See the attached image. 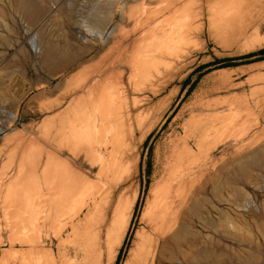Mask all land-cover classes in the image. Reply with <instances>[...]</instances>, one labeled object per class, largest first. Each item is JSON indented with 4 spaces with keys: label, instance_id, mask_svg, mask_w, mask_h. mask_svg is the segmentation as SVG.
<instances>
[{
    "label": "rangeland",
    "instance_id": "obj_1",
    "mask_svg": "<svg viewBox=\"0 0 264 264\" xmlns=\"http://www.w3.org/2000/svg\"><path fill=\"white\" fill-rule=\"evenodd\" d=\"M25 1L0 0V119L2 120L0 121V127L2 128V131H0V264H78L79 262V264H86L81 251L78 250L83 247L79 233L73 237L74 232H70L72 228L67 223L68 215L65 214L67 216L65 219V216L61 218L62 220L59 219L55 227L56 217L51 222L52 215L50 217L48 214L49 206L46 202L45 186L46 171H44L46 167H44V163L46 153L50 149L49 140L52 138L51 135L55 136L54 150H59V156L69 161L85 175L86 179H89L90 183L95 181L96 184L99 183L96 187L102 186L100 187L101 190H98L101 197L109 189V186H118V191H122L123 196L125 195L130 199L135 198L122 243L117 248L115 257L110 260L111 263L108 264H124L132 248L136 233L144 231V228H146V222L142 215L150 192L154 191V194L158 192L155 195L159 199V196L164 195L162 191L165 189L167 194L163 198L161 197L163 201L165 197L166 200L167 198H175L178 190H175V187H173L175 185L172 186V184H176L177 176L179 177V174L185 172L189 167L192 170L190 178L192 181L194 180L191 189L192 210L185 212V217L182 219V224H180L183 226V230L180 231V234L178 232V238L166 242L167 244L159 243L153 264H264V59H260L263 55L257 53L264 49V43L261 46L256 45L253 49L251 46L248 47L257 42L259 38L260 40L264 39V22L259 25L258 34L256 35H252V32H250L252 29L236 40L229 36L213 38L207 32L209 26L207 14H205L202 20L192 19L190 23V35L183 42L186 43L190 40L188 43L191 45L186 43V48L181 41L182 46L179 47L180 49L177 47L179 51L177 49L171 50L172 52L175 50L176 54L174 51L172 56L171 51L168 52L170 58L165 55L163 58H159L160 60H148L147 55L145 56L146 53L143 54L144 56L142 55L145 50L143 46L144 50L142 49L141 52L138 50L143 57L140 55V57L137 56L138 58L133 57L136 61L142 59L139 62L138 69L136 66L139 63H133L138 72L136 69L132 70L134 65H132L133 67L123 66L124 61H122L110 66L102 74H98L97 71L102 69L101 67H104L108 61L114 60V57L118 54L120 48H115V46H117L119 40L122 39L120 41L122 47L127 41L129 44L132 43L133 39L139 34L150 33L147 31L146 26L140 28V30H146L144 33H142L144 30L142 32L138 30L137 34L131 32L132 29L134 30V28H131L134 27V18H138L140 15L139 18L145 20L144 17L149 18L144 13L145 11H154L161 5L163 6L161 8L165 9L168 1L162 2V0H159L162 2L160 4L158 0H153L152 2L155 3L151 2L149 5L151 0H33L37 6L34 12L28 15L22 8ZM142 1H147L148 3L145 2L147 6ZM157 1L158 3L155 5ZM189 1L192 4L194 3L193 6L188 5L187 2ZM187 2L185 5L191 11L192 17H195L204 4L203 0H188ZM163 3L167 5H163ZM123 8L124 10H122ZM140 9L141 13L139 12ZM173 9L175 8L172 6L169 9L167 8L166 11L163 10L164 14L159 8L157 11H161L159 12L161 15L159 13L158 15L155 14L157 11H154V15L150 11V15L153 16L154 21L157 20L156 22L159 23L163 18H169L168 15H170V18L174 16L173 12L175 11H171ZM142 10L144 11L142 12ZM131 12L136 13V15H134V18L130 15L131 18L128 20L127 17ZM142 13L145 14V16L143 14L144 17L141 16ZM121 14H123V17ZM165 15L168 17H164ZM164 19L162 24L163 21H166ZM172 20L174 19L170 21ZM201 22L204 23V31L203 33H197V25L199 26ZM259 23L258 20L255 26ZM116 24L124 29H121L123 33H121L122 31L118 32L119 34L114 33L107 45H104L92 33V31L95 32L94 28L98 27L102 30L103 35H107ZM125 29H127L126 32ZM148 30L150 31V28ZM125 33L126 36L122 37ZM150 34L156 33L151 32ZM126 37L129 39L126 40ZM149 39L147 37L148 41ZM147 40H145L146 43ZM33 43H35L37 49L33 47ZM110 44L114 45V48L110 47ZM110 48L112 49L110 50ZM247 49L249 50L247 51ZM105 50L113 52H109L108 56ZM102 52L106 57L101 55ZM138 52L134 55H138ZM130 53L131 50L126 54L125 61L131 55ZM99 59L101 60L99 61ZM154 60H158L161 65H164L161 66L158 63V65L153 66L152 63L156 62ZM98 61L101 64L99 66ZM144 61L146 62L145 66L143 65ZM148 61L153 62L149 63ZM150 64L151 68L149 67ZM88 68L89 70L95 68L89 79L90 84L95 80L103 79L107 74L113 75L114 83L110 89L113 92L115 89L112 86H116L115 82H117L118 92L121 91V95L117 92L118 98L124 101L119 100L121 103L118 102L116 93L115 95L112 93L113 101L104 98L103 102L104 96H102V102L100 103L107 105L106 108L96 100V107L101 108L100 111L97 109L96 114L104 115L103 109H105L106 118L104 123L108 118L106 126L110 128L106 127L108 129L104 131L105 124L99 121L98 123L102 125L97 123L94 138L83 135L81 139H78L73 134V142L69 144V148L64 149L63 134L57 126L60 120L65 117L64 114L67 110V115L73 116L79 112L78 109L83 108V102L78 101L82 90L76 89L72 84L77 81L80 74L89 72V70L87 71ZM145 68L148 69L145 70ZM118 72H121L122 75L118 76ZM134 73L137 75V77L135 76L136 79L133 77ZM126 74L130 75L129 78ZM138 75H142L144 78ZM68 82L71 85H66ZM137 82L136 87H133ZM90 84L87 83V85ZM105 92L108 93L107 90ZM94 99H96L95 95ZM87 102H84L87 107L86 110L90 112L91 109L89 108L92 107H89ZM109 102L111 103L109 104ZM117 103L121 105L120 110H118ZM113 105L114 107L117 105V113L110 114V116L109 113L112 112ZM109 107H111L110 112L106 110ZM76 109L77 111H75ZM106 111H108L107 114L110 117L107 116ZM82 113L83 111L80 114ZM117 114L121 117L117 118ZM113 116L114 120L111 119ZM119 122L121 123L119 124ZM207 126L211 127L207 128ZM117 127L122 129H117L120 131V135L118 134L119 136L115 137V134L118 133ZM101 128L104 129L101 130ZM202 128L205 131L208 130L207 136H201L199 133ZM98 131L100 137L102 133L103 137L107 133V136L104 137L105 140L102 139L105 142L98 139L99 142H102V144L100 142V146H97L98 141L94 142ZM233 132L237 134V137H233L236 136V134L233 135ZM244 132L249 135H244ZM216 133L222 136L227 135V133L230 135H227L228 139L227 136L222 137L220 135L222 140L224 138L227 140L224 139L223 143L219 142L220 144L216 145L214 141L217 142L216 138L219 136ZM199 134L200 137H198ZM242 134L244 138L241 136ZM109 136L112 139H108ZM205 136L210 140H204ZM256 136L258 139H256ZM212 137L215 139L212 142L216 146L211 145L210 148L213 146L214 149L212 147V150L209 151L208 143L213 139ZM220 138H218V141ZM118 140H120L118 143L122 142L119 146L116 143ZM251 140L254 141L255 145L249 144L253 143ZM87 143H91V146L94 145L92 148H95V150L88 148ZM203 143L206 144V147ZM104 144L107 146L105 147ZM110 144L113 147H110ZM83 145L85 146L83 147ZM124 145L126 146L125 149L123 148ZM198 145L201 146L199 150L203 149L202 151H197ZM102 146L106 148L105 151ZM203 146L205 149L208 146L209 152ZM250 146H253L251 150ZM119 147L123 149L121 150ZM243 147L248 148L249 151L246 148L243 149ZM29 148L31 150L36 148L37 151L36 149L33 150L41 156L36 155ZM111 148L114 149L113 154L109 152L112 151ZM118 149H120V152ZM236 149L244 152L240 153ZM28 150L31 151V154L34 153L33 159L35 158L37 161L32 160V156H29L26 158H31L32 162L27 163L28 161L24 155L26 152L28 153ZM190 150L192 153L187 156ZM57 151L55 150L56 153ZM41 152L42 154H40ZM93 152L95 153L92 154ZM201 152L202 154L207 153L202 155ZM107 153L111 154L108 155ZM181 153L182 155H180ZM116 154L121 155L120 159ZM110 155H114L115 158ZM98 156H101L102 159H98ZM178 156L184 158L180 165L177 163L179 161ZM94 157L96 158L95 161L92 160ZM185 158L190 159V161H185ZM111 160L119 163H112ZM20 161L22 163L25 161L21 164L22 166L19 165L23 167L22 172L19 170L21 174L18 172ZM100 162L104 166L101 167ZM110 164L113 166L118 164V167H113L114 170L110 168V170ZM173 164L179 165L178 168ZM184 167L188 168L185 169ZM100 169H104L108 176L104 178L102 175L106 176V174L103 172V174H99L101 177L96 178ZM115 170V174L112 175L113 177L116 176V179L110 176L111 172L114 173ZM170 170L175 172H173L175 175L172 173V178L170 177ZM16 172L19 173L22 181L23 178L28 180L29 177L28 181L24 180L23 183L20 181L21 187L19 188H24V192L28 191L29 188L30 190L29 193L25 192L24 194L23 190L20 189V192L24 195H20V192L17 195L13 193L16 195L14 197L11 192L6 191V188L15 177L19 176ZM40 172L45 173V178ZM167 176L170 179H166ZM108 180L110 181L108 182ZM170 181L173 182L170 183ZM103 183L105 187H103ZM33 184L37 185L36 189ZM165 184L171 185L172 190L170 188L171 191L166 189ZM91 185L93 187V184ZM92 187L89 189L93 190ZM103 189H106L105 193ZM174 193L176 194L174 195ZM10 199L15 203L11 204L12 201L8 203ZM19 201L22 202L19 203ZM65 209L68 210V214L73 212V209H70L69 212L68 207ZM64 212L67 211L57 212V216L60 213L63 215ZM78 220L83 222V217H79ZM77 221L75 220L74 223L79 222ZM95 221H98L96 215H94L92 222L95 223ZM49 223L53 226H51L53 232L48 230L51 229ZM63 223L68 226L63 225L64 228H62ZM60 226L62 227L60 228ZM56 230L57 236L55 235ZM51 233H54L53 236ZM55 237L57 238L54 239ZM49 241L52 245L49 244L48 246ZM62 246L63 248H61ZM103 261L102 264L109 262L107 250Z\"/></svg>",
    "mask_w": 264,
    "mask_h": 264
},
{
    "label": "bare ground",
    "instance_id": "obj_2",
    "mask_svg": "<svg viewBox=\"0 0 264 264\" xmlns=\"http://www.w3.org/2000/svg\"><path fill=\"white\" fill-rule=\"evenodd\" d=\"M148 1H150V0H148ZM153 0H151L150 1V3H149V5L151 4V2H152ZM154 1H156V0H154ZM159 1V0H158ZM158 1L156 2V4L155 5H157V3H158ZM163 1H165V0H162V2ZM168 1V5L166 6L164 3H163V5H165L166 7H165V9H162L163 8V6H162V8H161V6H159V8L161 9V11H166L167 10V8L169 9L170 7H174L175 9H173V10H171L172 12L173 11H175V12H173L172 14L174 15V16H172L171 18H170V15H168L169 16V18H163L164 20H166V21H163V24H162V20H161V18L160 17H158V18H160V20H161V22H156L157 20H155L154 21V19L152 18L153 16L152 15H154V11H157L158 9H156V10H150L151 11V14L152 15H150V11H148V12H144V13H146L147 14V17H149V18H147L146 19V17H144L145 16V14L144 13H142V17H144L145 18V20L143 21V20H141L139 17H140V15H139V17L137 18L136 16V18L138 19H136V18H134V15H136V13H134V12H138V11H134V12H131V13H129V16L127 17V16H125V17H127L128 18V20H129V18H131V16H133L132 18H134L133 20H134V22L135 23H133L134 24V27H131V28H134V30L132 29V31L131 32H134V33H136L137 34V32H138V30H140V28H142V26H146V29L148 28H150V31L147 29V31L148 32H155L156 34H148V33H145V34H139L140 32H142L143 30V32L142 33H144L146 30L145 29H142V30H140V32L138 33L139 35L138 36H134L135 38L133 39V41H132V43L130 42V44H129V42L127 41L126 43H124L123 45H122V47H121V45H120V41L122 40H119L118 42H117V46H115V48L117 47V48H120V50L118 51V54L114 57V60H112L111 62L110 61H108L105 65H104V67H101L102 69H99L97 72H98V74H102L105 70H107L110 66H112V65H114L115 63H118V62H122V61H124V63H123V66H129V67H131L132 65H134V68H132V70L134 71V69H136V67H137V69L139 68L138 67V65H140V61H142V59L140 58V61L138 60V61H136V59L135 58H133V57H140L141 55V51H142V49L144 50V47H145V50L143 51V53H142V55L143 54H145V56L147 57V59L148 60H152V59H158V60H160L159 58H163L165 55H168V52H170L172 49H177V47L179 48L180 46H182V42H183V40L185 41V39L187 40V38H188V36L190 35V32H191V30H190V28H191V26H190V23H191V21H192V19H196V20H202L203 18H204V15L205 14H207V20H208V30H207V32H208V34H209V36L210 37H222V36H224V37H227V36H229V37H233L234 38V40H236V39H238L240 36H242V35H244L247 31H250V30H252V31H250V32H252V35L254 34V35H256V34H258V27H259V25L261 24V23H263L264 22V0H260V1H253V0H203L204 1V4H203V6L201 7V10L198 12V13H196V15H195V17H192L191 16V14H190V10H188V7H187V5H185L186 4V2L188 1V0H172V1H170V0H166V2ZM170 1V2H169ZM191 1H193V0H191ZM144 1H142V3H143ZM145 2H147V1H145ZM144 2V4L146 5V3ZM160 2V4L162 3L161 1H159ZM148 3V2H147ZM153 3V2H152ZM155 3V2H154ZM153 3V4H154ZM188 3V5L191 7V6H193V4L189 1V2H187ZM190 3V4H189ZM126 4V3H125ZM159 4V5H160ZM192 4V5H191ZM196 5V4H195ZM36 6H37V4H36V2H34L33 0H26L25 2H24V4L22 5V8L24 9V11H26L27 13V15L28 14H32L33 12H34V9L36 8ZM115 6V5H114ZM129 6V5H128ZM147 6V5H146ZM145 6V7H146ZM124 7V6H123ZM151 7V6H150ZM179 7H181V9H179ZM189 7V8H190ZM131 8V7H130ZM148 8H149V6H148ZM153 8H154V6H153ZM114 9H115V7H114ZM142 9V8H141ZM141 9L139 10V12L141 11ZM155 9V8H154ZM122 10H124V8L122 9ZM121 10V11H122ZM133 10V9H132ZM120 11V12H121ZM144 10H142V12H143ZM152 11H153V13H152ZM161 11H157V12H155V14L157 13V15H158V13L159 12H161ZM163 11V12H164ZM197 11V10H196ZM195 11V12H196ZM128 12H130V11H128ZM127 12V13H128ZM138 12V13H139ZM195 12H194V14H195ZM39 13V12H38ZM121 13H124V12H121ZM134 13V14H133ZM141 13V12H140ZM169 13V12H168ZM143 14H144V16H143ZM149 14V15H148ZM164 14H165V12H164ZM163 14V15H164ZM171 14V15H172ZM175 14H177V15H179L178 16V18H177V15H175ZM193 14V15H194ZM123 14H121V16H122ZM126 15V14H125ZM131 15V16H130ZM159 15H161V13H159ZM162 15V16H163ZM150 16H151V18H150ZM167 15H165L164 17H168ZM123 17V16H122ZM175 17V18H174ZM179 17H180V19H179ZM155 18V17H154ZM158 18H156V19H158ZM120 19V18H119ZM167 19H169L168 21H167ZM171 19H176L175 21L174 20H172V21H170ZM126 20V19H125ZM260 21V23L259 24H257L256 26H255V23L257 22V21ZM123 22H124V19L122 20ZM193 21H195V20H193ZM156 22V23H155ZM161 23V24H160ZM120 24V23H119ZM123 24V23H122ZM133 26V25H132ZM152 26V27H151ZM194 26V25H193ZM120 25H118V24H116V26L115 27H113L112 28V30L110 31V33H108L107 35H103V32H102V30H100L98 27H95L94 29H95V32L94 31H92V33H93V35H96L97 37H98V39L99 40H101V42L104 44V45H107L108 44V42H109V39L114 35V33H116L117 32V34H119L118 32H121V33H123V28L121 27ZM194 27H196V26H194ZM193 27V28H194ZM197 33H203V31H204V23L203 22H201L200 23V25L198 26L197 25ZM145 28V27H144ZM83 29V28H82ZM121 29H123V30H121ZM158 31H157V30ZM129 30H128V32H129ZM156 30V31H155ZM192 30H196V29H192ZM127 31V29H125V32ZM127 32V33H128ZM130 32V34H132ZM249 32V33H250ZM129 34V33H128ZM128 34H127V37H128ZM146 35H149V36H147V37H149L150 39H149V41L147 40V37H146ZM126 36V33H125V35L124 36H122V37H125ZM151 36V37H150ZM249 36L251 37V35L249 34ZM120 37H121V34H120ZM125 38L126 40L127 39H129V38ZM118 38H119V36H118ZM256 38H258V37H256ZM124 39V40H125ZM115 40H117V39H115ZM145 40H147V43L145 42ZM247 40V39H246ZM259 40V41H258ZM257 40V42H255V43H252L251 45H249L248 47H252V49L253 48H255V46L256 45H259V46H261V44L262 43H264V39H261L260 40V38ZM182 41V42H181ZM190 41V40H189ZM189 41H187L186 43H188ZM213 41H215V40H213ZM255 41V40H254ZM181 42V43H180ZM220 42V41H219ZM247 42V41H246ZM116 43V42H115ZM146 43V44H145ZM180 43V45L178 46V44ZM184 43V46H186V48H187V45H186V43L185 42H183ZM237 43H238V41H237ZM242 43V42H241ZM112 44H114V43H112ZM112 44H110V47H112V48H114L113 46H112ZM143 44H145V45H143ZM188 44H190V43H188ZM119 45H120V47H119ZM191 45V44H190ZM263 45V44H262ZM144 46V47H143ZM241 46V45H240ZM33 47L35 48V49H37V47H36V45H35V43H33ZM176 47V48H175ZM237 47V46H236ZM239 47V46H238ZM107 48H109V47H107ZM106 48V49H107ZM112 48H110V50L112 49ZM247 48V47H246ZM180 49V48H179ZM131 50V55H129V58L125 61V56H126V54L129 52ZM138 50H140V52H138ZM174 50V51H175ZM178 50V49H177ZM249 49H247V51H248ZM106 51V50H105ZM113 51H114V49H113ZM112 51V52H113ZM174 51L172 52L171 51V55L173 54L174 55ZM179 51V50H178ZM177 51V52H178ZM183 51V50H182ZM242 51H243V49H242ZM107 52V51H106ZM106 52H105V54H106ZM109 52H111V51H109ZM109 52H107V54L109 53ZM111 52V53H112ZM137 52H138V55H136L137 54ZM103 54H101V55H104V52H102ZM110 53V54H111ZM134 53H136L135 55H134ZM179 53H181V52H179ZM169 54V55H170ZM175 54H176V51H175ZM100 55V56H101ZM140 55V56H139ZM169 55H168V57H169ZM172 55V56H173ZM105 56V55H104ZM104 56H101V57H104ZM108 56H109V54H108ZM114 56V55H113ZM112 56V57H113ZM144 56V55H143ZM143 56H141V57H143ZM106 57V56H105ZM104 57V58H105ZM137 57V58H138ZM171 57V56H170ZM169 57V58H170ZM103 58V59H104ZM176 58V57H175ZM103 59H102V61H103ZM111 59V58H110ZM134 59H135V61H134ZM101 59H99V61H100ZM143 60H144V58H143ZM158 60H154V61H156V62H154V63H152L153 61H148L149 63H152L153 64V66H155V65H158ZM98 61V62H99ZM139 63V64H137V66L135 67V64H133V63ZM163 62V61H162ZM132 63V64H131ZM143 63V62H142ZM146 62L144 61V63H143V65L145 64ZM166 63V62H165ZM160 64V63H159ZM99 65H101L100 64V62H99V64H98V66ZM161 65V64H160ZM162 65H164V64H162ZM161 65V66H162ZM55 66V65H54ZM142 66V65H141ZM145 66V65H144ZM143 66V67H144ZM151 66V64L149 65V67ZM169 66V65H168ZM62 67V66H61ZM133 67V66H132ZM96 68H98L97 66H96ZM151 68V67H150ZM95 69V68H94ZM94 69L92 70V68H90V70H89V68L87 69V71L89 70V72H85L84 74L82 73V74H80L79 75V77H78V79H77V81L76 82H74L72 85H74V87L76 88V89H81L82 90V94L80 95V99L78 100V101H81V102H83V108L80 110V109H78L79 110V112H77V114L75 113H73L74 115L73 116H70V115H67L68 114V110L66 111V113L64 114L65 115V117H63L62 118V120H60V122H59V124H58V128H59V130H60V132L63 134V141H64V146H63V148L64 149H67V147L69 148V144L71 143V142H73V134H75L76 135V137L78 138V139H81L82 137H83V135H85V137H92V138H94L93 137V135H95L96 134V125H97V123L99 122V121H101V123L103 124L104 122H105V118H106V115H105V109H103L104 110V113L103 112H100L101 114L103 113L104 115H105V117H103L104 115H97L96 113H97V109H98V107H96V103H95V101L97 100L99 103L100 102H102L101 100H102V96H104L103 97V102H104V100L106 99V100H108V101H113V94L115 95V93L117 94V92H118V87H116L117 86V82H115V85L116 86H112V88L114 87V89L115 90H113V92L111 91L112 89H110V87H111V85H113V83H114V77H113V75H108L107 74V76H105L103 79H101V80H95V81H93L91 84H90V81H89V79L91 78V75H92V73L94 72ZM136 69V70H137ZM143 70H144V68H142ZM148 69V68H147ZM146 68H145V70H147ZM59 70V69H58ZM135 70V71H136ZM115 72H117V71H115ZM137 72H138V70H137ZM132 74H133V72H131ZM147 73V72H146ZM110 74V73H109ZM113 74V73H112ZM115 74H117V73H115ZM120 74V75H119ZM129 74V73H128ZM138 74V73H137ZM118 76H121L122 75V73L120 72H118V74H117ZM116 75V76H117ZM127 75V74H126ZM145 75V74H144ZM95 76V75H94ZM128 76V75H127ZM130 76V75H129ZM129 76H128V78H129ZM137 77V75L134 73V75H133V77ZM138 76H140V75H138ZM136 77H135V79H136ZM140 77H142V75L140 76ZM142 78H144V77H142ZM147 78V77H146ZM135 79H133V80H135ZM130 80V79H129ZM145 80V79H144ZM144 80H142V81H144ZM89 81V82H88ZM115 81H117V80H115ZM67 82V81H66ZM127 82H129V81H127ZM87 83H89L90 85H87ZM133 83H135L134 81H133ZM133 83H132V85H133ZM138 84V82L136 83V84H134L133 85V87H136V85ZM144 84V83H143ZM66 85H71V84H69V82L68 83H66ZM66 85H64L65 87H67ZM128 85H129V83H128ZM119 86V85H118ZM122 86V85H121ZM142 86V85H141ZM108 87V88H107ZM123 87V86H122ZM120 88V87H119ZM67 89V88H66ZM109 89H110V91H109ZM108 91V93H106L105 91ZM132 91H133V88H132ZM110 92V93H109ZM121 91L119 90V92L118 93H120ZM109 94L110 95V97H108L109 95H106V94ZM113 93V94H112ZM133 93H134V91H133ZM94 95H95V98L96 99H94ZM106 95V96H105ZM120 95H121V93H120ZM123 95V94H122ZM106 97H108V98H106ZM120 97H122V96H120ZM105 98V99H104ZM116 98H117V101L118 102H120L121 100L118 98V94L116 95ZM110 99V100H109ZM120 100V101H119ZM132 100H133V98H132ZM86 101H88L87 102V105H89V107H92V108H89V109H91V111L90 112H87V107L85 106V103L84 102H86ZM124 101V100H123ZM123 101H121V102H123ZM224 101V100H223ZM97 102V103H98ZM120 102V103H121ZM133 102V101H132ZM78 103V102H77ZM90 103H92L91 104V106H90ZM106 104H107V101L105 102ZM111 102H109V104H110ZM125 103V102H124ZM123 103V104H124ZM134 103V102H133ZM132 103V104H133ZM210 103V102H209ZM220 103V102H219ZM94 104V105H93ZM101 104V103H100ZM114 104H116L115 102H114ZM136 104V103H135ZM141 104V103H140ZM80 105V104H79ZM101 105H103V104H101ZM117 105H118V103H117ZM117 105H115V107H114V105H113V110H112V112L111 113H109V115L111 114H114L115 112L117 113ZM215 105V104H214ZM244 105V104H243ZM248 105V104H247ZM246 105V106H247ZM81 106V105H80ZM104 106V108H106V107H108L107 105H103ZM133 106V105H132ZM76 107H77V105H76ZM102 107V106H101ZM119 107H121V105H118V110H120L121 108H119ZM125 107V106H124ZM127 107V106H126ZM207 107H208V105H207ZM215 107V106H214ZM244 107V106H243ZM78 108H79V106H78ZM110 108L111 107H109V109L107 108L106 110H110ZM116 108V109H115ZM99 109H101V108H99ZM98 109V111H100ZM115 109V110H114ZM124 110H125V108H124ZM75 111H77V109L75 110ZM83 111V113L82 114H80L81 112ZM102 111V110H101ZM108 111H106V114L108 113ZM86 112V113H85ZM110 112V111H109ZM120 112V111H119ZM99 113V114H100ZM230 114V113H229ZM108 114H107V116L108 117H110ZM129 115V114H128ZM137 115H138V113H137ZM228 115V114H227ZM236 115V114H235ZM216 116V115H215ZM225 116V115H224ZM238 116V115H237ZM71 117V118H70ZM118 117H121L120 115L118 116V114H117V118ZM125 117L126 118H128L126 115H125ZM137 117V116H136ZM207 118V117H206ZM239 118V117H238ZM111 119H113L114 120V116H113V118H111ZM110 119V120H111ZM115 119H116V115H115ZM120 119V118H119ZM230 119V118H229ZM127 120V119H126ZM137 120V119H136ZM213 120V119H212ZM0 121H2L1 119H0ZM107 121H108V118L106 119V123H104L105 124V130L104 131H107V129H106V127H109V126H106V124H108L107 123ZM123 121V120H122ZM121 121V122H122ZM135 121V120H134ZM192 121V120H191ZM210 121V120H209ZM209 121H208V123H209ZM221 121V120H220ZM118 122V121H117ZM121 122H119V124L121 123ZM210 122H212V121H210ZM231 122V121H230ZM101 123H98L99 125L101 124ZM128 123V122H127ZM52 124H53V122H52ZM101 124V125H102ZM202 124H204V123H202ZM233 124V123H232ZM51 126H54V125H51ZM119 126V125H118ZM212 126V125H211ZM211 126H207V128L208 127H211ZM215 127V126H214ZM217 127V126H216ZM215 127V128H216ZM221 127H223V126H221ZM110 128V127H109ZM115 128V127H114ZM139 128V127H138ZM192 128V127H191ZM200 128V127H199ZM228 128V127H227ZM50 129H52V127H50ZM100 129V128H99ZM104 129V128H103ZM102 128H101V130H103ZM117 129H122L121 127H117L116 128V130ZM110 130V129H109ZM188 130V129H187ZM203 128L201 129V131L199 132L200 134H201V136H203V135H206L207 134V131L208 130H203ZM251 130V129H250ZM0 131H2V128L0 127ZM100 131V130H99ZM97 132V138L94 140V142L95 141H98L99 142V140L98 139H103L105 136H107L106 134H105V132H104V137H103V133H102V136L100 137L99 135H100V132ZM112 131V130H111ZM115 131V130H114ZM114 131H113V133H114ZM118 131V130H117ZM109 132V131H108ZM119 132L120 131H118V133H114L115 134V137H117V135L119 134ZM202 132V133H201ZM231 132V131H230ZM123 133V132H122ZM205 133V134H204ZM234 133V132H233ZM241 133V132H240ZM111 134H112V132H111ZM110 134V135H111ZM198 134V133H197ZM200 134H199V136L198 137H200ZM209 134V133H208ZM214 134H215V132H214ZM216 134H219V133H216ZM236 133H234L233 135H235ZM61 135V134H60ZM113 135V134H112ZM111 135V136H112ZM120 135V134H119ZM118 135V136H119ZM211 135V134H210ZM213 135V134H212ZM220 135L221 134H219V136L216 138L217 139V142H216V140L213 138V139H211V141H210V143H208L209 145V151L210 150H212L211 148L213 147H211L210 148V146L211 145H214V146H216L217 144H220V143H223L222 141L225 139V140H227L229 137V135H228V133H227V135H224V136H222V137H225V136H227V139L226 138H224L223 140H222V138H220ZM232 135V136H233ZM244 135H247V133L246 132H244ZM243 134L241 135L242 137L244 136ZM249 135V134H248ZM247 135V136H248ZM114 136V135H113ZM189 136V135H188ZM207 136V135H206ZM205 136V137H206ZM231 136V137H232ZM240 136V135H239ZM51 140H49L50 141V149L47 151V153H46V160H45V163H44V167H46V170H44V171H46V175H45V173H43V172H40V174L42 173L43 174V177H44V175L46 176V198H47V200H46V202H47V205L49 206V215H50V217H51V215H52V217H51V222L53 221L52 219H55V217H56V221L54 222V226L56 227L57 225H55V224H58V221H59V219H61L63 216H65L64 217V219L67 217L66 215H68V221H67V223L69 224V226L72 228V230L70 231V232H74V236L73 237H75V234H77V233H79V238H80V241L82 242V244H83V247H81L80 249H78L79 251H81V254H82V258H83V260H84V262H86V264H102V263H104V261H103V259H104V255H105V251L107 250V254H108V257H109V262H107V264L108 263H111V259L112 258H114L115 257V255H116V252H117V248L121 245V243H122V240H123V237H124V235H125V233H126V229H127V227H128V224H129V220H130V215H131V213H132V208H133V206H134V202H135V198L134 199H130V198H128L127 196H123V194H122V191H118V186H113V187H110L109 186V189L106 191V193H105V190L103 189V191H104V195H103V197H101L100 195H101V193H100V195H99V191L98 190H101V188L100 187H102V186H98V187H96V185H98L99 183H97L96 184V182L94 181V183H90L88 180L89 179H86L85 178V175H83L77 168H75L72 164H70V162L69 161H67V160H65V159H63L62 157H60L59 156V150L57 151V149H55L56 151H57V153L55 152V150H54V143H55V136L54 135H51ZM110 137V136H109ZM114 137V138H115ZM124 137V136H123ZM230 137V138H231ZM234 138L235 137H237V134H236V136H233ZM232 137V138H233ZM255 137V136H254ZM218 138H220L219 139V141H218ZM231 138V139H232ZM244 138V137H243ZM108 139H112V137H110V138H108ZM117 139V138H116ZM116 139H115V141H116ZM123 139V138H122ZM141 139V138H140ZM207 139V137L204 139V140H206ZM256 139H258L257 138V136H256ZM87 140H89V139H87ZM103 140H105V138L103 139ZM102 140V141H103ZM114 140V139H113ZM120 140H121V138H120ZM120 140H118L116 143H118ZM204 140H202L203 142H204ZM210 140V139H209ZM208 139H207V141H209ZM212 140L216 143V145L215 144H213L214 142H212ZM77 141V140H76ZM253 143H249V144H253V145H255L254 144V141L253 140H251ZM93 142V143H94ZM98 142H97V146H100L101 144H102V142H101V144H100V142H99V145H98ZM103 142H105V141H103ZM196 142V141H195ZM198 142V141H197ZM200 142V141H199ZM206 142V141H205ZM220 142V143H219ZM257 142H259L258 140H257ZM256 141H255V143H257ZM84 143H86V142H84ZM115 143V144H116ZM120 143H122V142H120ZM120 143H118V146L120 145ZM79 144H81V143H79ZM82 144H83V142H82ZM88 145H87V147L88 148H90V149H93L92 147H94V145L93 146H91V143H87ZM108 144V143H107ZM112 144V143H111ZM110 144V147L112 146ZM114 144V145H115ZM197 144V143H196ZM195 144V145H196ZM204 144V143H203ZM244 144H246V143H244ZM248 144V145H249ZM48 145V144H47ZM189 145V144H188ZM200 145V144H199ZM198 145V152L199 151H202V150H199L200 148H201V146H199ZM202 145V144H201ZM206 144H204V146H205ZM242 145V144H241ZM240 145V146H241ZM247 145V144H246ZM246 145H244V146H246ZM36 146V145H35ZM85 145H83V147H84ZM104 146L106 147L107 145L106 144H104ZM190 146V145H189ZM203 146V148L205 149V147ZM208 146H207V149H205L207 152H209L208 151ZM75 147V146H74ZM103 147V146H102ZM105 147H103V150L104 149H106ZM113 147V146H112ZM121 147H122V145H121ZM121 147H119L120 149H121ZM125 145L123 146V148L125 149ZM247 147V146H246ZM246 147H243V149L244 148H246ZM253 146H250L249 148H250V150H251V148H252ZM255 147V146H254ZM109 148V147H108ZM116 148V147H115ZM122 148V149H123ZM128 148V147H127ZM239 148V147H238ZM30 150H31V148H29ZM33 149H36V148H32V150L31 151H33L34 153H36V151H37V149H36V151L35 150H33ZM62 149V148H61ZM84 149V148H83ZM98 149H99V147H98ZM120 149H118V151L120 150ZM121 149V150H122ZM213 149H214V147H213ZM240 149V148H239ZM238 149V150H239ZM248 151H249V149L248 148H246ZM95 150V148L93 149V151ZM110 150H112V151H109V152H112V154L114 153L113 152V148H111ZM116 150H117V148H116ZM193 150V149H192ZM237 150V149H236ZM237 150V151H238ZM246 150V151H247ZM27 151V150H26ZM25 151V152H26ZM31 151H29L28 150V153L26 152V154H27V156H26V154L24 155L25 156V158L26 157H29V156H32L31 158H32V160H34L33 159V155H34V153L32 152V154H31ZM91 151V150H90ZM99 151V150H98ZM105 151V150H104ZM117 151V152H118ZM173 151V150H172ZM182 151V150H181ZM215 151V150H214ZM259 151V150H258ZM40 152V151H39ZM69 152V151H68ZM82 152V151H81ZM120 152V151H119ZM190 152V153H189ZM188 152V154H187V156L189 155V154H191L192 152H191V150ZM207 152H204L205 154L207 153ZM238 152H244V151H242V150H240V151H238ZM89 153V152H88ZM95 152H93L92 154H94ZM204 153L202 154V152L200 153V154H202V155H204ZM31 154V155H30ZM40 154H42V152L40 153ZM76 154H78V153H76ZM76 154H75V156H76ZM91 154V153H90ZM99 154V153H98ZM108 155L109 154H111V153H107ZM236 154L238 155V153L236 152ZM36 155H39V153L37 154L36 153ZM36 155H35V157H36ZM103 155V154H102ZM105 155V154H104ZM121 155H122V152H121ZM120 154H119V156L116 154V156H118L119 157V159H120V156H121ZM180 155H182V153L180 154ZM212 155V154H211ZM23 156V157H24ZM39 156H41V155H39ZM74 156V157H75ZM97 156V154L95 155V157ZM111 156V155H110ZM113 156V158H115L114 157V155H112ZM111 156V157H112ZM192 156H195V155H192ZM191 156V157H192ZM213 156V155H212ZM259 156V155H258ZM45 157V156H44ZM88 157V156H87ZM90 157V156H89ZM91 157H92V155H91ZM91 158L92 160H94V159H96V158ZM106 157V156H105ZM177 157V156H176ZM197 157V156H196ZM31 158H26V160L28 161H26L25 159V161L27 162V163H31L32 161H31ZM102 159L101 158V156H98V159ZM104 158V157H103ZM108 158V157H107ZM110 158V157H109ZM21 159H22V155H21ZM20 159V160H21ZM38 159H39V157H38ZM178 159H179V161L177 162V163H179V165H180V163H182L183 161H184V158L183 157H180V156H178ZM186 160L185 161H187V160H189L190 161V159H187V158H185ZM30 160V161H29ZM36 161H37V159H35ZM69 160V159H68ZM114 160V159H113ZM113 160H111L110 162H115V161H113ZM182 160V161H181ZM196 160V159H195ZM24 161V162H25ZM95 161V160H94ZM107 161V160H106ZM117 161V160H116ZM175 161V160H174ZM199 161V160H198ZM218 161V160H217ZM21 163H19L18 164V166L20 165V166H22L21 164H23L22 163V161H20ZM35 162V161H34ZM204 162V161H203ZM218 162H220V161H218ZM115 163H119L118 161L117 162H115ZM188 163V162H187ZM194 163V162H193ZM192 163V164H193ZM223 163V162H222ZM106 164H108L109 165V163H107L106 162ZM171 164V163H170ZM213 164H214V162H213ZM220 164V163H219ZM94 165V164H93ZM93 165H91V166H93ZM95 165H96V163H95ZM100 165H101V167L102 166H104V164H102V162H100ZM99 165V166H100ZM118 165V164H117ZM117 165H111L110 164V166H109V169L110 168H112L113 170H114V168L113 167H118ZM174 165V164H173ZM176 165V164H175ZM174 165V166H175ZM178 165V166H179ZM19 166V169H18V172H20L19 170H21V172H22V170H23V167H20ZM90 166V165H89ZM172 166V165H171ZM177 166V165H176ZM178 166H177V168H178ZM210 166V165H209ZM213 166V165H212ZM30 167V166H29ZM37 167V166H36ZM43 167V168H44ZM100 167V168H101ZM18 168V167H17ZM20 168H22V169H20ZM107 168V167H106ZM174 168V167H173ZM185 169H187L186 167H184ZM211 168V167H210ZM45 169V168H44ZM105 169V168H104ZM104 169H100L99 170V173H98V175L96 176V174H95V176H96V178L99 176V177H101L100 175L101 174H103V172H104V174H106L107 172L104 170ZM175 169V168H174ZM205 169V168H204ZM104 170V171H103ZM111 170V169H110ZM179 170V169H178ZM213 171H214V169H212ZM42 171H43V169H42ZM171 171V170H170ZM206 171H207V169H206ZM211 171V170H210ZM18 172H16V173H18ZM21 172H20V174H21ZM98 172V171H97ZM96 172V173H97ZM115 172H116V170L114 171V173H112L111 172V175L110 176H112V178H114V179H116L115 177H113V175L112 174H115ZM174 172V170L173 171H171L170 173H171V178H172V173ZM205 172V171H204ZM208 172V171H207ZM216 172V171H215ZM175 173V172H174ZM173 173V174H174ZM180 173V172H179ZM211 173H213V172H211ZM210 173V174H211ZM100 174V175H99ZM109 174V173H108ZM117 174H118V171H117ZM169 174V173H168ZM176 174H177V171H176ZM191 174H192V170H191V168L189 167V169H187V170H185V172H183V173H180L179 174V177L177 176V178H176V180H177V183L175 184V183H173L172 184V186L173 185H175V186H173V187H175V190H178V194L176 195V197L175 198H173V199H169V198H167V200H166V197L164 198V201L162 200V198H163V196L165 195V194H167V191L164 189L163 190V188H162V193H164V195H162V196H159L160 198L158 199V197L156 196L157 194L156 193H158V192H156L155 194L153 193V192H150V194L148 195V197H147V203H146V207H145V210H144V213H143V219L145 220V222H146V228H144V231H139V232H137L136 233V235H135V238H134V241H133V243H132V248L130 249V251H129V253H128V258H127V260L125 261V263L124 264H153L154 263V256H155V253H156V250H157V248H158V245H159V243H166V242H168V241H170V240H175V239H177L178 238V232H179V234H180V231H182L183 230V226L182 225H180V224H182L181 222H182V219L185 217V212L186 211H189V210H192V200H191V194H192V187H193V181L191 180ZM214 174V173H213ZM18 175H19V173H18ZM31 175V174H30ZM29 175V176H30ZM175 175V174H174ZM199 175V174H198ZM207 176H208V174H206ZM26 176V175H25ZM102 176H104V178L105 177H107L108 175L106 174V176L105 175H102ZM169 176H167L166 177V179L168 178V179H170L169 178ZM211 176V175H210ZM24 177V176H23ZM42 177V178H43ZM93 177V176H92ZM175 177V176H174ZM173 177V178H174ZM199 177V176H198ZM20 175L19 176H17V177H15L14 178V180H12V183L9 185L8 184V186H7V190L6 191H8V193H15L16 195H17V193H19L20 192V189L21 188H19V187H21V182L23 183V181L24 180H26V181H28L29 180V177H28V180L27 179H24L23 178V181L22 180H20ZM31 178H33V177H31ZM30 178V179H31ZM35 178V177H34ZM45 178V177H44ZM103 178V180H105ZM108 179V178H107ZM111 179V178H110ZM200 179V178H199ZM198 179V180H199ZM208 179H209V177H208ZM37 180V179H36ZM97 180V179H96ZM98 180H100V178H98ZM174 180V179H173ZM21 181V182H20ZM32 181V180H31ZM39 181V180H38ZM37 181V182H38ZM106 181V180H105ZM110 180H108V182H109ZM11 182V181H10ZM33 182V181H32ZM114 182H115V180H114ZM164 182V181H163ZM162 182V183H163ZM167 181L165 180V183H166ZM173 182V181H172ZM171 181H170V183H172ZM19 183V184H18ZM36 183V182H35ZM199 183V182H198ZM25 184V183H24ZM29 184V183H28ZM30 184H31V182H30ZM91 184H93V187H92V185ZM104 184V183H103ZM169 184V183H168ZM32 185V184H31ZM34 185V184H33ZM95 185V186H94ZM106 185H107V182H106ZM113 185H114V183H113ZM163 185V184H162ZM166 186H167V188L166 189H171L172 190V186L171 185H167V184H165ZM35 186V185H34ZM37 186V185H36ZM36 186H35V189H36ZM122 186V185H121ZM199 186V185H198ZM27 188L29 187V186H26ZM32 187V186H31ZM90 187H92L93 188V190L94 189H97L96 191H93V190H91V189H89ZM96 187V188H95ZM103 187H105V184H104V186ZM159 187V186H158ZM165 187V186H164ZM19 188V189H18ZM34 188V187H33ZM99 188V189H98ZM24 189V188H23ZM23 189H21V190H23ZM34 189V190H35ZM157 189V188H156ZM155 189V190H156ZM160 189V188H159ZM169 189V190H170ZM29 190H30V188H29ZM29 190L28 191H25V192H28L29 193ZM39 190V189H38ZM89 192H88V191ZM169 190H168V193H169ZM170 190V191H171ZM174 190V189H173ZM174 190V191H175ZM18 191V192H17ZM93 191V192H92ZM157 191H160V190H157ZM160 191V192H161ZM173 191V192H174ZM24 194H25V192H24V190L22 191ZM22 192H20L19 194L21 195H24ZM92 192V193H91ZM159 192V193H160ZM166 192V193H165ZM7 192H6V194H8ZM33 193V192H32ZM39 193V192H38ZM11 194V195H12ZM170 194V196H171V193H169ZM176 193H174V195H175ZM10 195V194H9ZM8 195V196H9ZM10 195V196H11ZM14 195V194H13ZM16 195H14V197L16 196ZM160 195H161V193H160ZM7 196V197H8ZM136 196V195H135ZM170 196H167V197H170ZM6 197V198H7ZM20 197V196H19ZM31 197H33V196H31ZM124 197H127V198H124ZM162 197V198H161ZM11 198V197H10ZM13 198V197H12ZM22 198H23V196H22ZM18 200V199H17ZM22 200V199H21ZM35 200H37V199H35ZM170 200V201H169ZM5 201H6V199H5ZM8 201V200H7ZM11 199H10V202L8 201V203H11ZM30 201V200H29ZM166 201H168V202H166ZM22 202V201H21ZM20 201H19V203H21ZM5 203H7V202H5ZM13 203H15V202H13L12 201V203L11 204H13ZM17 203V202H16ZM6 205H8V204H6ZM16 205V204H15ZM33 205V204H32ZM9 206V205H8ZM11 206V205H10ZM74 206V207H73ZM77 206V207H76ZM68 207V209H69V212L73 209V212H70L69 214H68V210H66L65 208H67ZM70 207H73V208H70ZM76 207V208H75ZM198 207H199V205H198ZM29 208V207H28ZM71 209V210H70ZM6 210V209H5ZM61 212H63L64 210L65 211H67L66 213L64 212L63 213V215L61 214H59L58 216H60V218H58V216H57V214L59 213V211ZM75 210V211H74ZM21 211V210H20ZM58 212V213H57ZM47 214V215H48ZM66 214V215H65ZM46 215V216H47ZM94 215H96L97 216V222L95 221V223H93L92 221H93V217H94ZM81 216L83 217V222H81V221H77V219H79V217L81 218ZM57 218H58V220H57ZM46 219H48V218H46ZM96 219V218H95ZM142 219V220H143ZM49 220V221H50ZM62 220V219H61ZM75 220L78 222V223H74L75 222ZM65 221V220H64ZM66 222V221H65ZM50 225H49V227H51L52 226V224L51 223H49ZM93 224V225H92ZM65 226L66 224H62V226ZM62 226H60V228L62 227ZM64 226L62 227V228H64ZM66 226H68V225H66ZM177 226H178V228H177ZM53 227V226H52ZM52 227H51V229L49 228L48 230H53L52 229ZM55 229V228H54ZM61 231H62V229H61ZM66 231H68V230H66ZM51 232H53V231H51ZM55 232V231H54ZM63 232V231H62ZM69 232V233H70ZM54 234V233H53ZM53 234L51 233V235L53 236ZM64 234V233H63ZM66 234V233H65ZM73 234V233H72ZM55 235L57 236L58 234H57V230H56V232H55ZM71 236V235H70ZM57 237H55L54 239H56ZM78 239V238H77ZM74 240V239H73ZM61 241H62V239H61ZM50 243H48V246H49V244H51V241H49ZM167 244V243H166ZM52 245V244H51ZM50 245V246H51ZM60 245H61V243H60ZM63 245V244H62ZM162 245V244H161ZM53 247V246H52ZM61 248H63V246L61 247ZM49 251V250H48ZM65 251V250H64ZM48 253V252H47ZM49 254V253H48ZM47 254V255H48ZM42 255V254H41ZM51 256V255H50ZM64 256V255H63ZM62 256V257H63ZM51 258H52V256H51ZM81 259V258H80ZM106 261H107V259H106ZM53 262V261H52ZM83 262V261H82ZM4 263V262H3ZM80 263V262H79ZM78 263V264H79ZM53 264V263H52Z\"/></svg>",
    "mask_w": 264,
    "mask_h": 264
},
{
    "label": "trees",
    "instance_id": "obj_3",
    "mask_svg": "<svg viewBox=\"0 0 264 264\" xmlns=\"http://www.w3.org/2000/svg\"><path fill=\"white\" fill-rule=\"evenodd\" d=\"M257 53L263 55L260 59H264V49L258 51Z\"/></svg>",
    "mask_w": 264,
    "mask_h": 264
}]
</instances>
